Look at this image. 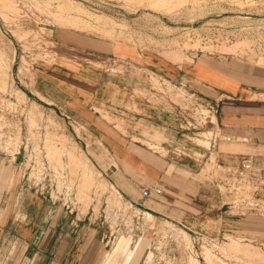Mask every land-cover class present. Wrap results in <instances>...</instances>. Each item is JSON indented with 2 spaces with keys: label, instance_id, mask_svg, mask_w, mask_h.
<instances>
[{
  "label": "rangeland",
  "instance_id": "rangeland-1",
  "mask_svg": "<svg viewBox=\"0 0 264 264\" xmlns=\"http://www.w3.org/2000/svg\"><path fill=\"white\" fill-rule=\"evenodd\" d=\"M156 7L128 0H0V78L6 82L0 152L12 161L19 156L24 182L29 176L37 187L44 184L43 194L80 220L110 203L109 191L89 183L63 149L84 154L120 194L117 210L173 251L170 262L164 255L168 264H264V177L220 157L222 138L199 124L195 110L215 100L178 73L202 57L262 69L264 0H169ZM43 71L94 90L93 125L38 101L34 83ZM97 127L119 133L120 141H103ZM48 144L59 151L56 161ZM117 150L129 157L119 158ZM139 155L160 160L169 166L161 177L198 193L201 213L178 223L152 215L143 225L144 210L130 202L150 182L133 165Z\"/></svg>",
  "mask_w": 264,
  "mask_h": 264
},
{
  "label": "crops",
  "instance_id": "crops-1",
  "mask_svg": "<svg viewBox=\"0 0 264 264\" xmlns=\"http://www.w3.org/2000/svg\"><path fill=\"white\" fill-rule=\"evenodd\" d=\"M263 68L238 59L216 61L202 57L186 68L178 69L182 79L207 89L215 100L218 108L215 130L222 138L220 144H223L220 157L226 158L229 164H241L248 170L257 171L262 177ZM66 79L67 75L53 71L37 75L34 91L39 96L38 101H52L45 105L53 106V110L70 118L89 121L85 122L86 125H93L88 110L93 108L90 106L94 104V90L70 85ZM50 91L56 96L53 97ZM103 129L97 127L103 141H120L119 133L115 135L107 128ZM118 150L119 158L129 157L125 151L118 153ZM12 158L13 161L11 157H0V264H163L154 261L151 235L150 238L138 231L135 236H120L112 245H107L103 227L92 223L97 217L95 214L80 220L55 205L52 199L35 193L24 182L25 172L21 163L17 164L19 156ZM132 159L138 171L149 176L150 182L143 185V189L159 187L161 194L142 198L140 193L139 200L131 199L130 202L151 217L159 216L173 223L180 219L190 220L201 213L204 205L198 201V193H190L188 187L160 176L162 172L167 173L169 166L142 155ZM109 185L108 191L115 188L113 184ZM142 201L147 203L141 204Z\"/></svg>",
  "mask_w": 264,
  "mask_h": 264
},
{
  "label": "built area",
  "instance_id": "built-area-1",
  "mask_svg": "<svg viewBox=\"0 0 264 264\" xmlns=\"http://www.w3.org/2000/svg\"><path fill=\"white\" fill-rule=\"evenodd\" d=\"M196 107V111L197 112H201V116H202V119H203V123H199L201 124L202 126H208L210 125L212 128L215 129L216 127V116H217V113H218V108H217V105L215 103H212L211 105L210 104H201L198 109L197 106ZM202 112L206 113V114H203ZM67 119H69L67 116H65ZM3 156V157H7L6 156V153L4 152H0V157ZM25 184L32 188V190L39 194L40 196H44V197H47V195H44L43 192H44V189L42 188L44 186V184L41 183L42 186L40 187H37L38 185H34L33 183H31L29 181V176L26 178V182ZM161 194V189L159 187H154L153 189H143L141 191V197L142 198H150L151 196L153 195H159ZM48 198V197H47ZM48 199L51 200V197H49ZM55 202V201H53ZM121 208V207H120ZM130 207H128L129 209ZM127 209V210H128ZM100 210L99 211V214L96 218H94V221L92 222L93 224H95V222L97 223L98 221L101 220V226L104 228L103 230V233L105 234L104 235V241L107 245H112V243L115 241V239H117L118 237L120 236H135L136 233L139 231L137 228V223L134 219V217H131L129 218L128 214L123 212V209H121V211L119 210H116L114 211V214H113V217H115L116 215L118 217L116 218H111L110 220L114 222V224L116 225L114 230L111 232L109 230V225H108V222L106 220V213H105V210H106V204L105 205H100ZM93 211V210H92ZM94 212V211H93ZM147 230L145 231H139L141 232V234H145ZM162 231H165L167 232L168 230H162ZM160 232V231H159ZM193 233V232H192ZM195 236V238L197 239H201L199 237H201L200 234H195L193 233ZM154 233H151V236H152V251H153V258H154V261H158V262H162L163 264H168L167 263V259L168 261L169 260H172L173 259V251H171L169 248L165 247H161L160 246V243L158 244V242H156V239H157V235H154ZM172 235L177 238L178 236L175 235L174 233H172ZM170 236V234L168 235ZM170 240V238H169ZM177 240L179 241V244L183 241H182V238L179 237L177 238ZM172 241V240H171ZM162 249L164 251H162ZM164 255L167 256V259H163L164 258ZM170 262V261H169Z\"/></svg>",
  "mask_w": 264,
  "mask_h": 264
},
{
  "label": "bare ground",
  "instance_id": "bare-ground-1",
  "mask_svg": "<svg viewBox=\"0 0 264 264\" xmlns=\"http://www.w3.org/2000/svg\"><path fill=\"white\" fill-rule=\"evenodd\" d=\"M128 1H130L131 3H135V4H144V6L145 5H152V6H157V7H159V5H164V4H166V3H168L169 2V0H128ZM142 6V5H141ZM149 7V6H148ZM156 7V8H157ZM60 59V58H59ZM61 60H63V59H61ZM1 66H3V64H1ZM5 81H2V79L0 78V88L2 89V90H4V88H5ZM33 104H34V102H33ZM34 105H36V104H34ZM36 107H37V105H36ZM31 121V120H30ZM45 138V137H44ZM50 140H48V142H49ZM49 145V144H48ZM63 151H64V154L65 155H68L69 156V158H71L72 157V160L74 161V166L76 167V168H83L84 170H86L85 172V174H84V178L85 179H88V180H90V182L89 183H94L95 181L97 182V183H95V185H96V187H98V188H102V189H104V191L105 190H109L110 189V185H109V182L107 181V179H105L102 175H101V173L99 172V170L98 169H96L93 165H91V164H89V159L87 158V156H85L84 154H82V156L80 157V158H78V157H76L75 156V153L74 152H72L71 150H69V149H63ZM49 152H50V154H49V156L50 157H52L55 161H56V159H57V156H58V153H59V151L57 150V149H54L52 146H51V144L49 145ZM70 161V160H69ZM72 161V162H73ZM51 167V166H50ZM45 168V167H44ZM45 170V169H44ZM52 172V171H51ZM56 172L58 173V174H61V168H58L57 170H56ZM45 173H47V172H45ZM63 175V174H62ZM64 178V177H63ZM44 189V188H43ZM83 192H85L84 190H86V187L84 188L83 187V185H82V189H81ZM82 192V193H83ZM108 198V197H107ZM121 197H120V195H119V193L117 192V190L115 189V188H113L112 187V189L109 191V201H110V203H108V202H106V210H105V213L107 214V222H109L108 224L110 225V223H112L114 226H116L115 224H114V222H115V220H114V222L113 221H111L110 219L113 217V214H114V211H116L117 210V208H118V202H119V200H117V199H120ZM126 209H128L127 207H126ZM143 215H144V220H143V225H147V224H149L150 222H152V220H151V216L149 215V214H147V213H143ZM96 216H98L97 214H96ZM116 217H118L117 215L115 216V217H113V218H116ZM112 228V229H111ZM110 228V231L112 232L113 231V229L115 228V227H111ZM176 235V234H175ZM233 242V241H232ZM235 243V242H234ZM238 245V244H237ZM240 247V246H239ZM244 251H246V249L244 250ZM251 251V250H250ZM185 260H187L186 258H185ZM185 262V261H184ZM183 262V263H184ZM187 262H188V260H187ZM186 263V262H185ZM187 264V263H186Z\"/></svg>",
  "mask_w": 264,
  "mask_h": 264
}]
</instances>
